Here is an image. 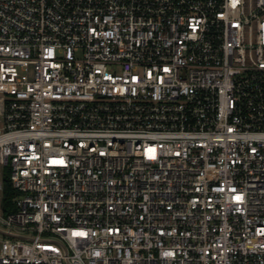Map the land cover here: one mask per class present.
Returning <instances> with one entry per match:
<instances>
[{
  "label": "built area",
  "instance_id": "obj_1",
  "mask_svg": "<svg viewBox=\"0 0 264 264\" xmlns=\"http://www.w3.org/2000/svg\"><path fill=\"white\" fill-rule=\"evenodd\" d=\"M0 264H264V0H0Z\"/></svg>",
  "mask_w": 264,
  "mask_h": 264
},
{
  "label": "trees",
  "instance_id": "obj_2",
  "mask_svg": "<svg viewBox=\"0 0 264 264\" xmlns=\"http://www.w3.org/2000/svg\"><path fill=\"white\" fill-rule=\"evenodd\" d=\"M12 195H14V189L12 188V185L10 184L9 180L5 178L3 182V197L4 199H8Z\"/></svg>",
  "mask_w": 264,
  "mask_h": 264
}]
</instances>
